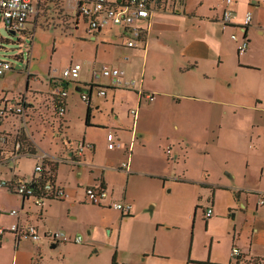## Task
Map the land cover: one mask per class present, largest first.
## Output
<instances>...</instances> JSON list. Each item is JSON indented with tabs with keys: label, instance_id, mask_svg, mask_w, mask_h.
I'll list each match as a JSON object with an SVG mask.
<instances>
[{
	"label": "crops",
	"instance_id": "obj_1",
	"mask_svg": "<svg viewBox=\"0 0 264 264\" xmlns=\"http://www.w3.org/2000/svg\"><path fill=\"white\" fill-rule=\"evenodd\" d=\"M56 4L77 16L78 26L82 19L87 23L76 1L37 0L27 25L41 24L33 23L35 16ZM227 6L233 14L224 24ZM248 11L252 20L244 26ZM51 19L49 27L62 29L56 16ZM142 24L145 42L132 50L131 59L99 63L97 47L89 59L90 79L72 82L75 91L87 88L93 69L108 63L138 79L136 87L108 88L105 96L96 88L86 92L85 124L77 137L69 134L65 114L66 124H30L31 110L22 124L33 153L0 165L2 178L32 183L35 165L46 154L56 166L55 183L67 193L36 204L31 196L0 187V227L33 223L41 232L81 235L82 242H34L0 234V264H112L113 257L124 264H235L234 245L242 250L243 264L264 258V206L258 204L264 192V0L229 5L226 0H181L175 10L156 12ZM112 29L91 30L87 23L84 32L104 39ZM234 33L249 42L243 54ZM117 35L125 47V36ZM30 74L26 87L38 81V73ZM57 79L54 91H67L69 81L62 75ZM67 96L68 91L65 106ZM15 97L1 90L0 105L15 103ZM146 115L164 123L156 124L159 131L140 124ZM20 124L10 116L0 129L18 132ZM108 132L118 138L113 149ZM126 161L128 166H122ZM90 185L108 190L104 205L89 201ZM115 201L132 203L131 214L112 207ZM209 206L214 213L205 218ZM103 252L110 258L104 263Z\"/></svg>",
	"mask_w": 264,
	"mask_h": 264
},
{
	"label": "built area",
	"instance_id": "obj_2",
	"mask_svg": "<svg viewBox=\"0 0 264 264\" xmlns=\"http://www.w3.org/2000/svg\"><path fill=\"white\" fill-rule=\"evenodd\" d=\"M76 1L80 13L85 17L88 26L91 30L100 31L105 28H117L122 36H125V47L136 48L142 47L145 42V35L147 26L142 24L143 21H148L150 17L156 12L172 9L175 10L176 4L181 0H69ZM82 1V4L80 3ZM227 4H231L233 0H226ZM37 0H0V22L13 31L14 34L22 32L24 36L26 32V25L30 20V17L36 11ZM232 10L229 6L224 11L222 22L228 24L232 20ZM252 13L247 12L242 25L246 26L251 23ZM22 40V37H19ZM232 38L238 41V52L243 54L247 51L249 42L247 39H239L236 33L232 34ZM32 35H27V40H31ZM30 43L27 44L25 50H21L17 53V57L24 55V52H30ZM124 60L130 59V54H125ZM14 68L13 62L6 57H0V76L11 71ZM82 64L80 62H74L68 65L62 72V77L68 81H79L81 76ZM138 79L127 77L126 70L120 66L110 65L104 63L92 71V79L87 84L89 92L94 88L97 89L98 94L105 96L108 88H134L137 86ZM93 84L92 88L90 85ZM81 88L79 90L81 98L84 101L90 99L89 94L83 92ZM91 90V91H90ZM26 93V92H24ZM57 95L56 99V114L63 117L66 111L64 97L67 95V91L62 88H58L54 91ZM142 96L149 100H153L155 96L153 94L144 93L141 91ZM15 103H11L10 100H3L0 105V122L8 117L12 116L17 119L24 129V134L27 136L20 142V140L9 139L8 134L11 131L0 129V165L9 166L11 163L16 162L21 156L31 155L33 153L32 144H29L28 133L25 131V127L22 124L27 120V117L31 114V102L26 96H19L15 100ZM132 113L136 116L137 110L133 109ZM61 119V118H60ZM61 124V123H58ZM18 133V132H17ZM108 148L113 149L117 146L118 138L114 132L107 133ZM32 149V150H31ZM131 150V148L129 149ZM47 155L44 154L40 162L35 165L37 176L33 182L29 183L25 180L13 178L7 180L2 178L0 174V187H5L15 193L22 196H31L34 198L36 204H43L46 199H60L67 195L64 187L55 183V178L50 179L51 171L48 170V163H53L52 160H47ZM122 166L127 167L128 162H123ZM86 196L90 202L97 205H104L105 200L108 197V190L102 186L90 185L86 188ZM258 204L264 206V192L258 197ZM112 207L119 210L123 215H129L132 212V203L126 201H115L111 204ZM12 214H17L18 210L13 209ZM213 207L209 206L204 211V217L209 218L213 215ZM192 216V215H190ZM13 233L17 240L28 238L34 242H40L43 238H46L50 242L70 241V242H82L81 235L72 237L63 230H49L41 232L39 227L33 223H13L9 226H1L0 234ZM231 255L235 258V264H243L240 262L242 256V250L234 245L231 249ZM251 261V260H250ZM114 264H124L122 262H115ZM248 264H264V258L252 259Z\"/></svg>",
	"mask_w": 264,
	"mask_h": 264
},
{
	"label": "rangeland",
	"instance_id": "obj_3",
	"mask_svg": "<svg viewBox=\"0 0 264 264\" xmlns=\"http://www.w3.org/2000/svg\"><path fill=\"white\" fill-rule=\"evenodd\" d=\"M42 11L41 16L36 15L33 20V23L40 22L41 24L34 28L27 25V30L24 31L32 35L31 40H27V35L24 36L22 32L12 33L0 22V57L9 58L14 64L11 71L0 77V91L13 92L16 96L15 100L19 94L17 92H26L21 94L27 97L32 105L31 110H34V113L31 114L30 124L32 121L34 124H66L67 120V123L70 124L69 134L77 137L82 132V124H85L87 102L80 99V92L75 91L72 81H69L66 86L68 91L66 120L64 116H57L55 107L57 95L54 93L55 87L58 86L57 78L72 62H80L82 64L81 78L90 79L89 59L92 58L97 47L99 63L110 61L111 58H122L125 54L131 56V52L135 48L120 46L122 39L117 35V28L106 31L104 39H100V36H97V39L88 37L84 32L86 25L84 20L82 19L78 26L77 16H73L65 5L56 4L53 8L49 6ZM55 16L58 26L64 24L62 29L49 27L51 18ZM62 19L65 20L64 23L61 21ZM73 26H78V28ZM19 37H22V40ZM28 43L32 46V51L24 52L23 56L17 57L16 54L25 50ZM30 72L38 73V81L28 84L26 87L27 81L32 79ZM47 72L48 76H46ZM49 73L57 78L49 77ZM83 92H89V90L84 89ZM140 124H148L149 129L154 132L160 130L156 124L164 123L159 118H148L146 115L141 118ZM171 162L174 161L171 160ZM31 163V161L28 162V165L30 166ZM99 258L103 263L110 259L106 252L101 253Z\"/></svg>",
	"mask_w": 264,
	"mask_h": 264
},
{
	"label": "trees",
	"instance_id": "obj_4",
	"mask_svg": "<svg viewBox=\"0 0 264 264\" xmlns=\"http://www.w3.org/2000/svg\"><path fill=\"white\" fill-rule=\"evenodd\" d=\"M86 2L89 3V0H87ZM80 3L82 4V1H80ZM79 13H80V8H79ZM85 17H84V19H86ZM26 35H29V34L26 33ZM29 36H31V35H29ZM93 86H95V85L91 84L90 88H92ZM89 120H90V108H89V111H88V114H87V124H89ZM24 133H25L24 129L22 127H19L18 133H17V129H14V131L12 133L8 134V136H9V139L11 138L12 140H20V142H23L25 137L27 138V136ZM29 144H30V142H29ZM48 170L51 171L50 179L51 180L54 179L55 178V170H56L55 163H48ZM114 263H115V258L113 257V263L112 264H114Z\"/></svg>",
	"mask_w": 264,
	"mask_h": 264
},
{
	"label": "water",
	"instance_id": "obj_5",
	"mask_svg": "<svg viewBox=\"0 0 264 264\" xmlns=\"http://www.w3.org/2000/svg\"><path fill=\"white\" fill-rule=\"evenodd\" d=\"M12 33H14L13 31H11Z\"/></svg>",
	"mask_w": 264,
	"mask_h": 264
}]
</instances>
